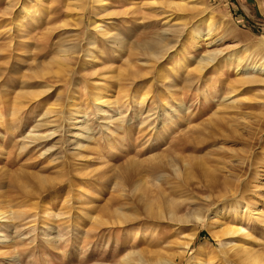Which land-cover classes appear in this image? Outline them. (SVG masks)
<instances>
[{
    "label": "rangeland",
    "instance_id": "1",
    "mask_svg": "<svg viewBox=\"0 0 264 264\" xmlns=\"http://www.w3.org/2000/svg\"><path fill=\"white\" fill-rule=\"evenodd\" d=\"M263 59L264 0H0V264H264Z\"/></svg>",
    "mask_w": 264,
    "mask_h": 264
},
{
    "label": "bare ground",
    "instance_id": "2",
    "mask_svg": "<svg viewBox=\"0 0 264 264\" xmlns=\"http://www.w3.org/2000/svg\"><path fill=\"white\" fill-rule=\"evenodd\" d=\"M211 17V16H210ZM210 17L209 18H207L206 20H205V24L207 23H209L210 24ZM204 24V23H203ZM193 32V31H192ZM204 32V31H203ZM215 32V31H214ZM194 36V35H193ZM208 36L210 37V38H208ZM205 37V40L208 38V40L209 39H212L213 38V34H212V30L210 29V28H208L207 29V31H206V33H204L203 35L202 34H199V35H197V38L198 39H201V38H204ZM212 58H211V56H207L206 58H202V59H200L198 62H197V67H196V70L198 71V72H200V71H202V68H203V66H204V63L205 62H207V61H210ZM237 59V58H236ZM238 62H240V61H238ZM238 68V67H237ZM247 70H252V71H254L255 72V75H253V76H244V77H241L239 80H238V82L239 83H241V84H252V83H261V82H263L264 81V79H262L261 77V75H258L257 76V74H258V72H261V71H263L264 70V59L263 60H261V61H258V62H251V63H249L244 69L243 68H238L237 69V71H247ZM256 76V77H255ZM207 90V89H206ZM98 92V91H97ZM96 96V101H98V100H100L102 97H99V95L97 94V95H95ZM101 104H103V105H105V106H107L108 105V100L107 99H103L101 102H100ZM177 105L178 106H180L181 104H180V102H178L177 103ZM47 113V112H46ZM46 115V114H45ZM44 116V115H43ZM77 121V120H76ZM43 124V123H42ZM51 126V125H50ZM85 129H87L86 128V126H84V125H81L80 126V129L79 130H81V132L83 131V130H85ZM52 133H54V131L52 132ZM52 135V134H51ZM36 137L35 138H39V137H41V138H44V136H38V135H35ZM81 136V135H80ZM160 156V155H159ZM164 156V155H163ZM169 157V156H168ZM176 158V157H175ZM168 164V163H167ZM176 169H177V167H175V171H176ZM229 176H231V175H229ZM234 176V175H233ZM232 177V176H231ZM230 177V178H231ZM235 177V176H234ZM233 178V177H232ZM237 185V184H236ZM158 188H159V190L157 189V190H154L155 191V196H151L152 195V191L150 192L149 190H144V189H142V188H136L137 190H141V193H142V195L139 197V198H141V199H143L144 201H150V198H151V200H157V198L159 197V198H161V197H163L162 196V194H163V192L161 191V189H160V187L158 186ZM158 198V202H160V199ZM139 200V199H138ZM224 209V208H223ZM176 210H177V208H175L174 206H169L168 208H167V212H165L166 213V215L168 216V218L170 219L171 217H173V215H174V212H176ZM218 210V209H217ZM220 210V209H219ZM4 213L3 212H0V216H2ZM158 214H161L162 215V212H158ZM196 214V213H195ZM220 215H221V213L220 212H218V211H216V213H215V215H214V217L215 218H219L220 217ZM197 216H198V214H197ZM196 217V216H195ZM221 217H222V215H221ZM1 218V217H0ZM174 218V217H173ZM1 220V219H0ZM195 220H202V217L199 215V217H197V219H195ZM217 221V219L215 220V222ZM222 235H224V236H235V235H237V234H239V233H241L242 232V229L240 228V227H238V226H235V225H233V224H227V225H225L223 228H222ZM221 235V236H222ZM230 238V237H229ZM232 238V237H231ZM231 242L230 241H228V242H225L224 243V245H229ZM188 246V245H187ZM236 247H238V246H234V248H236ZM160 263V262H159ZM162 264V263H161ZM164 264H171L170 262H165L164 261ZM259 264V263H258ZM260 264H261V262H260Z\"/></svg>",
    "mask_w": 264,
    "mask_h": 264
}]
</instances>
